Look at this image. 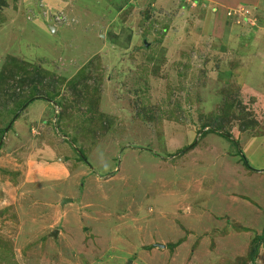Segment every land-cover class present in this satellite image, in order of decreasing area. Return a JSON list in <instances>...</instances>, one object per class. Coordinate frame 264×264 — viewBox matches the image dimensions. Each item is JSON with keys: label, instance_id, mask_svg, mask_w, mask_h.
Returning <instances> with one entry per match:
<instances>
[{"label": "rangeland", "instance_id": "rangeland-1", "mask_svg": "<svg viewBox=\"0 0 264 264\" xmlns=\"http://www.w3.org/2000/svg\"><path fill=\"white\" fill-rule=\"evenodd\" d=\"M244 232L264 0H0V264H261Z\"/></svg>", "mask_w": 264, "mask_h": 264}, {"label": "trees", "instance_id": "trees-1", "mask_svg": "<svg viewBox=\"0 0 264 264\" xmlns=\"http://www.w3.org/2000/svg\"><path fill=\"white\" fill-rule=\"evenodd\" d=\"M21 69H22V67H19V66H15V68H14V71H13V69H11L12 70V75H16V76H19V79L22 77V75H21ZM12 75H11V77H12ZM39 82V81H38ZM37 82V83H38ZM37 87H39V84H34V85H32L31 86V89H30V97H33V95L34 94H37V93H35L34 91L37 89ZM57 94V92H54L53 93V96H55ZM50 95V94H49ZM29 97V98H30ZM28 98V99H29ZM50 98H52L51 96H50ZM27 99V100H28ZM23 103H25L24 101L22 102V104ZM22 104H20L18 107H20ZM57 104L60 106V102H57ZM17 107V108H18ZM57 115H59L60 117H62V114H60V113H56ZM214 124L216 125V126H218V128H220L221 126H220V123H215L214 122ZM206 126H208V125H203V127H206ZM209 131H211V129H207L206 131H204V132H209ZM235 143L237 144V141H235ZM194 146V144L193 145H189V146H187V147H184V148H182V149H180L177 153H184V152H186L187 151V149L188 148H190V147H193ZM237 146H238V144H237ZM240 151V153L242 154V150H239ZM242 156H243V160H244V162L246 163V166H248L249 167V165H248V163H247V160H246V158H245V156L242 154ZM80 160H83V158L82 159H80ZM250 168V167H249ZM182 239H179L178 240V242L179 241H181ZM261 242H263V236L262 235H260V236H255V237H253L251 240H250V242H249V248H248V256H247V259L249 260V261H251V260H253L254 258H255V256H256V254H257V252H258V248H259V245H260V243Z\"/></svg>", "mask_w": 264, "mask_h": 264}, {"label": "crops", "instance_id": "crops-1", "mask_svg": "<svg viewBox=\"0 0 264 264\" xmlns=\"http://www.w3.org/2000/svg\"><path fill=\"white\" fill-rule=\"evenodd\" d=\"M225 7V6H224ZM246 158V157H245ZM247 160V159H246ZM235 198H232V200H234ZM236 200V199H235ZM245 204V203H244ZM237 227H238V225H237ZM249 227V226H248ZM239 228V227H238ZM245 234H244V236H245V240L246 241H249L250 240V237L249 236H251V234H250V232H244ZM258 233V232H257ZM259 234V233H258ZM250 242V241H249ZM184 243V242H183ZM249 247V246H248ZM192 251V250H191ZM213 252V251H212ZM255 259L259 262V263H261V264H264V238H263V242H261L260 243V245H259V248H258V252H257V254H256V256H255Z\"/></svg>", "mask_w": 264, "mask_h": 264}, {"label": "built area", "instance_id": "built-area-1", "mask_svg": "<svg viewBox=\"0 0 264 264\" xmlns=\"http://www.w3.org/2000/svg\"><path fill=\"white\" fill-rule=\"evenodd\" d=\"M242 15H241V17L242 18H245V20L247 19L248 21H251L252 19L250 18V10L248 9V8H244V9H242ZM229 15L231 14V13H228Z\"/></svg>", "mask_w": 264, "mask_h": 264}, {"label": "water", "instance_id": "water-1", "mask_svg": "<svg viewBox=\"0 0 264 264\" xmlns=\"http://www.w3.org/2000/svg\"><path fill=\"white\" fill-rule=\"evenodd\" d=\"M23 107H24V106H22V108H23ZM16 115H17V114H16ZM16 115H15V116H16ZM64 202H71V199H70V198H63V199L61 200V204H63ZM52 235H53V236L56 235V230L53 231ZM161 246H164V245L161 244ZM129 263H130V260H128L126 264H129Z\"/></svg>", "mask_w": 264, "mask_h": 264}]
</instances>
